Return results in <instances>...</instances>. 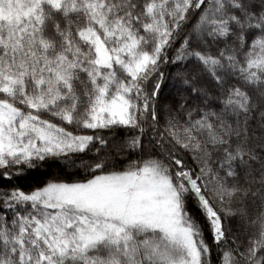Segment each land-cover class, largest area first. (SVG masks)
Wrapping results in <instances>:
<instances>
[{
	"label": "snow or ice",
	"instance_id": "obj_1",
	"mask_svg": "<svg viewBox=\"0 0 264 264\" xmlns=\"http://www.w3.org/2000/svg\"><path fill=\"white\" fill-rule=\"evenodd\" d=\"M0 264H264V0H0Z\"/></svg>",
	"mask_w": 264,
	"mask_h": 264
},
{
	"label": "trees",
	"instance_id": "obj_2",
	"mask_svg": "<svg viewBox=\"0 0 264 264\" xmlns=\"http://www.w3.org/2000/svg\"><path fill=\"white\" fill-rule=\"evenodd\" d=\"M36 178H39L40 177V173H34L33 174ZM27 182H30V181H25V183H27Z\"/></svg>",
	"mask_w": 264,
	"mask_h": 264
}]
</instances>
